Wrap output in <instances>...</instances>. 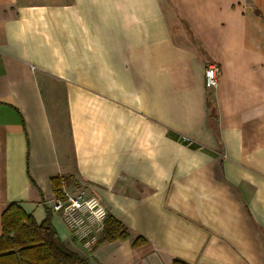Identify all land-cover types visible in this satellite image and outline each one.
Here are the masks:
<instances>
[{"label": "crops", "instance_id": "obj_1", "mask_svg": "<svg viewBox=\"0 0 264 264\" xmlns=\"http://www.w3.org/2000/svg\"><path fill=\"white\" fill-rule=\"evenodd\" d=\"M171 1L183 28L163 0H0V236L18 201L92 264H264V0ZM57 175L130 237L88 252L51 207Z\"/></svg>", "mask_w": 264, "mask_h": 264}, {"label": "trees", "instance_id": "obj_2", "mask_svg": "<svg viewBox=\"0 0 264 264\" xmlns=\"http://www.w3.org/2000/svg\"><path fill=\"white\" fill-rule=\"evenodd\" d=\"M212 115H217L215 100L210 97ZM70 176L57 175L51 178L55 195L62 193ZM2 234L0 236V264H92L90 260L67 248L52 223L51 211L38 222L18 201L9 203L2 213ZM130 237L126 225L109 214L100 239L102 241L125 240ZM145 242L138 237L134 245ZM171 264H192L182 258H175Z\"/></svg>", "mask_w": 264, "mask_h": 264}, {"label": "built area", "instance_id": "obj_3", "mask_svg": "<svg viewBox=\"0 0 264 264\" xmlns=\"http://www.w3.org/2000/svg\"><path fill=\"white\" fill-rule=\"evenodd\" d=\"M221 66L215 62L205 69V84L210 90L219 86ZM51 207L60 214L71 234L88 251L93 252L102 238L108 208L96 194L84 187H63L61 195H55Z\"/></svg>", "mask_w": 264, "mask_h": 264}, {"label": "rangeland", "instance_id": "obj_4", "mask_svg": "<svg viewBox=\"0 0 264 264\" xmlns=\"http://www.w3.org/2000/svg\"><path fill=\"white\" fill-rule=\"evenodd\" d=\"M44 0H24V2L33 3V2H41ZM166 12L169 15L172 27H180L183 28L182 24L179 22L174 7L172 5L171 0H163ZM183 30V31H182ZM178 29L176 33H174V37L179 42H186L185 39V29ZM48 89L46 90V95L48 97L49 103L52 108H54V113L56 117L59 119L61 125L63 124L65 140H67V130H66V101L62 88V84L57 81L47 82Z\"/></svg>", "mask_w": 264, "mask_h": 264}]
</instances>
